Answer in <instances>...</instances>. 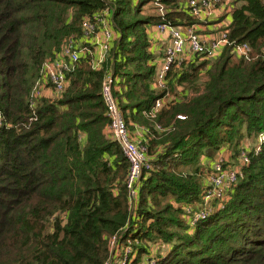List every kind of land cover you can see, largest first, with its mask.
Returning a JSON list of instances; mask_svg holds the SVG:
<instances>
[{"label": "trees", "instance_id": "1", "mask_svg": "<svg viewBox=\"0 0 264 264\" xmlns=\"http://www.w3.org/2000/svg\"><path fill=\"white\" fill-rule=\"evenodd\" d=\"M181 1L0 0V264H121L127 247L125 264H264V143L205 220L187 216L204 208V150L237 153L245 134L264 132V0H236L228 25L215 22L230 44L185 61L160 90L163 53L152 52L149 31L196 25ZM149 3L164 15L144 16ZM105 11L117 39L101 68L89 54L62 93L38 96L44 64ZM242 44L250 61L232 52ZM111 72L128 128L145 129L152 158L134 202L102 97Z\"/></svg>", "mask_w": 264, "mask_h": 264}, {"label": "built area", "instance_id": "2", "mask_svg": "<svg viewBox=\"0 0 264 264\" xmlns=\"http://www.w3.org/2000/svg\"><path fill=\"white\" fill-rule=\"evenodd\" d=\"M225 1L183 0L180 2L179 9L188 11L196 21L206 23L215 20L224 12ZM158 11L160 15H164L165 11L162 6L158 5ZM154 30L159 37L163 36L167 39L156 75L157 88L160 90L167 86V75L173 69L178 70L185 61H189L194 56L217 58L224 47L230 44L229 31L225 30L218 33L217 36H207L208 38L204 40L199 33L197 24L181 28L163 23L156 26ZM116 39L117 33L108 11L98 13L94 21L90 18L85 19L82 24V36L69 39L55 59L44 64L42 79L38 83V87H40L37 92L38 96L44 95L45 90L50 89L49 86L53 89V93H62L68 84V74L81 59L89 54L93 55L92 67L94 69L101 68ZM91 49L94 51L91 52ZM232 52L238 59L246 61L251 59L252 50L248 44L235 45ZM102 97L110 120V134L113 140L119 144L123 155L129 162L127 187L130 198L134 202L144 174H147L152 168V158L149 156L146 139L139 140L128 128L124 113L115 96L112 72L103 83ZM163 105V100H158L155 110L161 109ZM178 118L184 119L181 116ZM263 143L264 132L259 136V146H257V152L255 151L256 156L262 151ZM246 152L245 155L243 154L245 158L242 160L241 166H233L225 170L223 168L224 160L217 162L220 164H216L215 171L211 172L209 183L206 185L203 195L204 208L194 212L187 210L191 225L200 220H205L209 216L210 204L213 199H227L235 190L242 174V168L251 162V158H249L251 153L247 150Z\"/></svg>", "mask_w": 264, "mask_h": 264}, {"label": "rangeland", "instance_id": "3", "mask_svg": "<svg viewBox=\"0 0 264 264\" xmlns=\"http://www.w3.org/2000/svg\"><path fill=\"white\" fill-rule=\"evenodd\" d=\"M183 1V0H182ZM236 0H226L225 1V10L224 12L218 16V18H216L215 20H212V21H209L211 23L210 26L213 27V31H209L207 30L206 26H209L208 24H210L209 22H206V23H200V22H197V28L199 30V33L200 35L203 37L204 40H206L205 38H208L207 36H217V34L219 33L218 30H221L223 27H216L214 29V25L217 24L215 23L217 20L218 21H221L224 23V26H227L228 25V22H227V19L228 17L231 16V12H232V9L235 5H237L235 3ZM158 5L155 3H149L148 5H145V11L146 13H144V16L148 15H154V14H157L159 13L158 9H157ZM160 14V13H159ZM206 28V30H205ZM152 32H154V34L156 36H158L155 32V30L151 29L150 30ZM205 35V36H203ZM158 38V37H157ZM159 38H163V42L165 43V41H167L166 38H164L163 36L159 37ZM159 42H162V41H159ZM163 43H160V45L163 47V51L165 49V45H162ZM202 56H200L201 58ZM203 60V59H202ZM184 64V63H183ZM52 96V95H51ZM130 126V124H129ZM130 131H134L135 129H132V127L130 126L129 127ZM252 133V132H250ZM260 136V135H259ZM259 136L255 133L253 134H245V137L242 139V144L239 146V149H238V152L235 153L233 152L232 149H228L227 147L225 148H222L220 150L221 152V155L218 156V153L216 154V152L212 151V150H209V149H205L204 150V154L202 156V164H200V166H202V170L205 172L206 174V179H204V183L208 184L209 183V179H210V176H211V172L215 171L216 169V164H220V163H217L219 160H224V166L223 168L225 170H228L230 167H233V166H241L242 164V160H244V153H247V151H249L250 153H254L255 154V151L257 152V146H259ZM244 154V155H243ZM221 162V161H220ZM221 166V165H220ZM200 209V208H199ZM199 209H194V211H198ZM117 244H116V240H113L111 242V247H115ZM157 246H160L159 248L162 249V248H166V245H162L161 244H157ZM155 246V248L157 247ZM114 252V251H113ZM132 253V247H127V248H122L120 249L118 252H117V260H115L116 263H121V264H125L126 263V259L130 256V254ZM140 264H145V262H141ZM152 264H154L152 262Z\"/></svg>", "mask_w": 264, "mask_h": 264}, {"label": "crops", "instance_id": "4", "mask_svg": "<svg viewBox=\"0 0 264 264\" xmlns=\"http://www.w3.org/2000/svg\"><path fill=\"white\" fill-rule=\"evenodd\" d=\"M229 19H230V18H229ZM209 23H210V22H209ZM208 25H209V26H206L207 30H209V31H213V27L210 26L211 23L208 24ZM216 27H220V24H219V23L215 24V25H214V29H215ZM206 28H205V30H206ZM150 32H151V31H149V36H150V39H151V50H152V52L155 54V56L157 57V59H159L160 56H161L162 53H163V49H162L163 47L160 45V43H163L162 45H164V44L166 43V41H165V43H164V42H163V38H159V36H156V35L154 34V32H152V33H150ZM156 34H157V33H156ZM157 37H158V38H157ZM159 41H162V42H159ZM44 95H45V96H51V95H54V93L51 92V91H46ZM132 134L135 135V136H137V138H138L139 140L146 139V131H145V129L142 128V127L136 126V127H135V130L132 132ZM146 141H147V140H146Z\"/></svg>", "mask_w": 264, "mask_h": 264}]
</instances>
